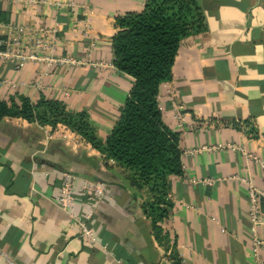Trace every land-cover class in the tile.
I'll return each instance as SVG.
<instances>
[{
  "label": "crops",
  "instance_id": "obj_1",
  "mask_svg": "<svg viewBox=\"0 0 264 264\" xmlns=\"http://www.w3.org/2000/svg\"><path fill=\"white\" fill-rule=\"evenodd\" d=\"M146 0H1L7 24L49 30L56 56L75 67L0 60V100L40 95L85 111L100 140L120 116L132 79L113 66L115 18ZM64 5L56 7V3ZM203 32L184 38L171 79L157 96L164 123L180 134L183 173L169 179L172 202L154 236L145 189L69 128L0 120V264H264L253 255L248 184L264 192V0H201ZM99 64L93 66L92 64ZM73 176V212L89 202L84 180L103 185L88 222L92 244L57 206L63 174Z\"/></svg>",
  "mask_w": 264,
  "mask_h": 264
},
{
  "label": "trees",
  "instance_id": "obj_2",
  "mask_svg": "<svg viewBox=\"0 0 264 264\" xmlns=\"http://www.w3.org/2000/svg\"><path fill=\"white\" fill-rule=\"evenodd\" d=\"M115 26L113 66L132 79V86L105 140L97 137L85 111H70L43 95L35 101L24 96L0 100V120L21 117L53 129L65 126L114 160L129 173L133 188L146 190L143 210L160 241L165 236L159 224L172 207L169 179L181 175L183 166L180 134L164 123L157 96L160 85L171 79L180 42L205 30V11L201 0H146L141 11L117 16Z\"/></svg>",
  "mask_w": 264,
  "mask_h": 264
},
{
  "label": "built area",
  "instance_id": "obj_3",
  "mask_svg": "<svg viewBox=\"0 0 264 264\" xmlns=\"http://www.w3.org/2000/svg\"><path fill=\"white\" fill-rule=\"evenodd\" d=\"M1 1V0H0ZM56 7L64 4L57 2ZM2 25L0 24V27ZM7 32L0 34V60L10 61L16 69L22 68L27 63H44L46 66L75 67L85 64L69 55L56 56L54 53V39L49 30L32 28L28 26L7 24ZM99 66V64H92ZM264 168V164L261 163ZM73 176L65 173L55 203L64 210L78 229L79 236L85 241L95 244V230L89 226L96 204L104 196L103 185L97 181L84 180L78 194L89 202L87 209L80 215L73 212L71 204L76 198L73 190ZM248 223L251 235V252L253 255L259 251L264 252V192L252 183L248 184ZM10 264H14L11 262Z\"/></svg>",
  "mask_w": 264,
  "mask_h": 264
}]
</instances>
